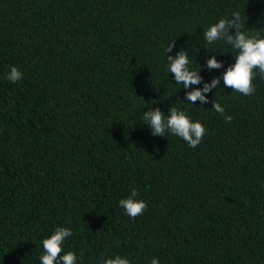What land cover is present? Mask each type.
<instances>
[{"label": "trees", "instance_id": "trees-1", "mask_svg": "<svg viewBox=\"0 0 264 264\" xmlns=\"http://www.w3.org/2000/svg\"><path fill=\"white\" fill-rule=\"evenodd\" d=\"M233 13L264 37V0H0V264H40L56 227L76 264H264V79L249 96L221 80L207 104L185 98L234 63L203 37ZM179 50L200 85L168 73ZM170 107L205 127L195 148L142 119ZM133 189L135 219L118 204Z\"/></svg>", "mask_w": 264, "mask_h": 264}, {"label": "clouds", "instance_id": "clouds-1", "mask_svg": "<svg viewBox=\"0 0 264 264\" xmlns=\"http://www.w3.org/2000/svg\"><path fill=\"white\" fill-rule=\"evenodd\" d=\"M230 29H235L230 33ZM203 37L208 44L223 39L226 44L236 50L234 63L228 65L220 77H213L210 83H204L202 88H192L185 92L188 103L194 104L199 101L207 104L208 99L205 93L216 89L221 80L226 88L238 92L244 96L252 95L255 92L253 79L257 74L264 79V37L258 34H247L241 31V19L239 13H233L231 19L221 18L218 22L210 25L204 32ZM171 43L166 53L172 51ZM168 73L173 75L176 84H182L184 89H189L192 85H200L202 77L198 70H190L189 55L186 51H177L175 55H167ZM208 69H220L224 67L222 62L215 56L206 60ZM23 73L15 66L10 68L7 79L13 83L22 79ZM216 113L224 115V108L220 103H212L211 107ZM169 115L165 116L159 108H150L143 113V121L151 130L153 136L164 137L166 131L185 141L189 148L198 146L205 135L206 129L199 121H192L184 111L175 107L169 108ZM231 116H225V121L230 122ZM138 193L136 189L124 199H120L118 204L123 208L125 214L135 219L143 214L147 204L143 200L136 199ZM72 232L65 227H56L50 236L41 241L42 254L39 257L40 264H76L75 253L68 251L64 253L63 244ZM63 253V254H62ZM103 264H130L127 257L116 255L114 258H105ZM150 264H159L158 259L153 258Z\"/></svg>", "mask_w": 264, "mask_h": 264}]
</instances>
